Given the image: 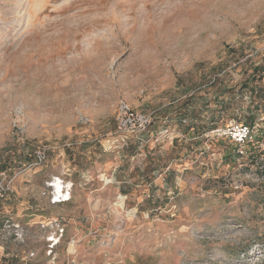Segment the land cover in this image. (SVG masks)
I'll return each mask as SVG.
<instances>
[{
    "label": "rangeland",
    "instance_id": "374dc122",
    "mask_svg": "<svg viewBox=\"0 0 264 264\" xmlns=\"http://www.w3.org/2000/svg\"><path fill=\"white\" fill-rule=\"evenodd\" d=\"M262 165L264 0H0V264H264Z\"/></svg>",
    "mask_w": 264,
    "mask_h": 264
},
{
    "label": "built area",
    "instance_id": "2783aa9c",
    "mask_svg": "<svg viewBox=\"0 0 264 264\" xmlns=\"http://www.w3.org/2000/svg\"><path fill=\"white\" fill-rule=\"evenodd\" d=\"M149 115L145 112L136 111L125 101L117 105L116 123L118 130L124 134L133 135L139 143L144 142V134L150 125ZM257 127L242 123H232L223 128H216L214 132L225 136L237 146L240 155L245 154V145L257 141ZM166 131V130H165ZM44 156L42 155V158ZM39 160H42L38 155ZM260 177L264 178V165L260 167ZM60 201V200H57Z\"/></svg>",
    "mask_w": 264,
    "mask_h": 264
},
{
    "label": "trees",
    "instance_id": "16d2710c",
    "mask_svg": "<svg viewBox=\"0 0 264 264\" xmlns=\"http://www.w3.org/2000/svg\"><path fill=\"white\" fill-rule=\"evenodd\" d=\"M257 108V106H256ZM255 119V114L253 113V111L250 109L249 110V113L247 114L246 116V119H245V122H239V123H242V124H248V125H251L253 123V120ZM214 126H212L213 128ZM259 144H260V139L257 138V141L255 143H249V144H246V145H249V147L252 149V152H255L257 153L258 152V147H259ZM245 145V146H246ZM245 151L248 152L247 148H245ZM21 157H23V159H25L26 161L30 160V158L33 156L35 159V155L31 152H28L27 154H23L21 153L20 154ZM251 156L254 158L256 156H253V154H251ZM2 196H0V199H1Z\"/></svg>",
    "mask_w": 264,
    "mask_h": 264
},
{
    "label": "bare ground",
    "instance_id": "6f19581e",
    "mask_svg": "<svg viewBox=\"0 0 264 264\" xmlns=\"http://www.w3.org/2000/svg\"><path fill=\"white\" fill-rule=\"evenodd\" d=\"M63 185L61 181L56 180L54 183V195L59 198V200H65L68 198V193L62 188Z\"/></svg>",
    "mask_w": 264,
    "mask_h": 264
}]
</instances>
